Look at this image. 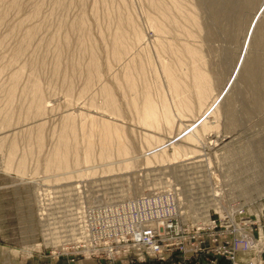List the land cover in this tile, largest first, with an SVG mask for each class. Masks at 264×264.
<instances>
[{
  "label": "rangeland",
  "instance_id": "1",
  "mask_svg": "<svg viewBox=\"0 0 264 264\" xmlns=\"http://www.w3.org/2000/svg\"><path fill=\"white\" fill-rule=\"evenodd\" d=\"M235 1L238 12L243 0ZM226 12L209 0H0V264L7 257V264H132V249L109 257L96 246V197L115 186L134 196L166 188L185 221L245 208L254 238L264 244V73L258 66L251 81L243 75L248 60L264 54V40L258 43L264 0L243 9L240 23L235 12ZM118 33L128 50L119 57L113 51ZM184 44L204 57L201 67L215 94L206 104L209 112L200 111L194 62ZM92 51L100 77L85 93ZM164 63L189 92V110L177 106ZM130 65L135 92L127 82ZM220 67L223 78L217 81ZM36 82L43 112L36 105ZM104 86L115 109H106ZM147 89L169 106L173 132L141 122ZM70 122L74 130L60 153ZM187 131L194 142L183 139ZM148 134L189 149L175 158L172 144L151 148ZM64 153L70 174L61 176L56 170ZM127 154L132 164H125ZM126 230L114 231L115 246L132 244ZM202 259L212 264L206 256L193 264Z\"/></svg>",
  "mask_w": 264,
  "mask_h": 264
},
{
  "label": "built area",
  "instance_id": "2",
  "mask_svg": "<svg viewBox=\"0 0 264 264\" xmlns=\"http://www.w3.org/2000/svg\"><path fill=\"white\" fill-rule=\"evenodd\" d=\"M118 187L100 193L95 203L99 215L96 246L109 257L127 248L137 255L132 264H193L201 256L212 264H264V244L254 238L245 208L216 212V217L210 215L205 222L185 221L176 196L166 188L134 196ZM125 227L132 244L115 246L112 241L118 234L114 231ZM127 233L120 237L124 242Z\"/></svg>",
  "mask_w": 264,
  "mask_h": 264
},
{
  "label": "bare ground",
  "instance_id": "3",
  "mask_svg": "<svg viewBox=\"0 0 264 264\" xmlns=\"http://www.w3.org/2000/svg\"><path fill=\"white\" fill-rule=\"evenodd\" d=\"M209 1L211 2V5L216 6V8L223 6L224 9L227 10V12L225 13V15H227V16L230 15V12H232V13L235 12L236 16H238V22L240 23L241 20H242L241 12L243 11V9L255 6L256 3H258L259 0H243L241 5L239 6L238 12H237V9H236V4L237 3H236L235 0H209ZM155 5H157V4H155ZM158 9H159V7H158ZM166 15H168V14H166ZM154 19H152V18H150V20L148 19L150 21L151 26L156 30V32L159 35L160 34H164L163 33V32H165L164 28L159 26L158 23H156ZM83 23H84L83 20L80 21V23H78L80 28L83 27ZM33 29H36V28H33ZM155 30H153V31H155ZM31 35L32 34H30V36ZM211 36L212 35H210V37ZM115 38H116V41H115V44H114V50L113 51L119 57L127 50V47L125 45L126 43H125V39H124V34L118 33ZM141 40H142V38H140V41ZM263 40H264V26L261 27L260 34H259V37H258V43L259 42L261 43ZM65 41L68 42V40H66V39H65ZM60 43H61V41H60ZM141 43H142V41H141ZM169 45L172 48V46H173L172 43H170ZM56 47H58V45ZM173 50L176 51V49H173ZM184 50H186V52H188L189 55H191V57L193 59V62H194L193 63L194 64L193 65V71H192L193 72L192 74H193V77H194V79H193L194 84L193 85H194L195 93H196V96H197V99H198V102H199L200 111H203V110H205V108H208V107H206V104H207V102H209V99L214 94L213 88H212V84L210 82L208 74L201 67V63H204V57H203L202 53L199 50L191 48L187 44H184ZM59 51H60V49H59ZM95 54H96L95 51H92V58H91V62H90V65H89V70H88L89 72H88V78H87L88 79L87 80L88 87L85 90L82 91V92H85V93L90 88V86L92 84V81H94L95 78L100 77L99 64H98V61H97V58H96ZM126 62H128V61H126ZM132 65L127 67L128 68L127 82L129 83V85H130V87L132 89V92H135L134 90H136V85L137 84L135 83V78H134V76H136V75H133V73L131 71V69L133 68ZM216 65H218V64L216 63ZM126 66H127V63H126ZM258 66L262 69V71L264 73V54H260V55H257V56H252L248 60V62L246 64V67H245L244 74H243L244 77H246L247 80L251 81L252 78H253L252 76L256 74ZM217 68H218V66H217ZM221 68L222 67H220V69H218V71H216L217 69L215 67L216 70L214 72L216 74L217 81L220 78H223V73H222V69ZM164 71L166 73L167 80H168V82L170 84V88L172 89L174 97L176 98L177 106L180 109L189 110V108L191 107V100H190L189 92L185 89L183 83L180 80H178V78L175 76V74L173 73V71H172V69H171L169 64L164 63ZM216 72L217 73L220 72V73L217 75ZM18 76L19 75H16V78H18ZM16 80L17 79H15V81ZM34 84H35L33 86L34 87V92H35V96L37 97V98L36 97L35 98L38 100V104H36V105H38V111L39 112L40 111L43 112L45 110V107H44L45 105L43 104L41 87H40L39 82H36ZM88 91H90V90H88ZM93 91H95V90H93ZM102 92H104L103 94H105V97H106V101H105L106 109L110 110V106H112V109H115V101L113 99V96H112V93H111L110 89L108 87L104 86ZM144 94H145V100H144L143 106H141V109L139 107L141 122L145 126L153 129V131L154 130L155 131L156 130L160 131L162 128L165 127V128H169L168 130H169L170 133L173 132V128L175 127V122H171V120H169L170 108L166 104L165 100H161V101L160 100L159 101L155 100L152 97L150 89H147ZM83 95H84V93H83ZM257 100H258L257 98L254 99V101H257ZM133 102H134V104H136L135 99L133 100ZM135 107L138 108V106H136V105H135ZM211 108L212 107L209 106L207 112H209V110H211ZM229 114H233L234 115V114H237V113H235L231 109V110H229ZM200 115H201V113H200ZM200 117H201L200 118L201 121H202V118H205L204 115H201ZM204 121L201 122V126H202L203 130L206 131L209 127L205 124L206 122L203 123ZM67 127H68L67 134L66 133L63 134L61 136V138H60V143H59V145L61 144V146L59 148L60 149V151H59L60 153L63 152V148H66L68 146V139L70 138L69 137V132L74 130L73 123H71V122L67 125ZM39 128H41V126ZM181 131H183V130L182 129H178V132L181 133ZM185 134L186 135L183 136L184 137L183 139H187V140H189L191 142L195 141V139H193L194 136H192V134H190L189 132L185 133ZM145 135L147 136V134H145ZM148 135L149 136H148V138L146 137V139H147V141H151L150 143L148 142L150 147L151 146L154 147L155 145H157L158 148L159 147L161 148L162 146L165 145V147L162 148V149H164V148L170 146V144H172L173 147H171V148H173V154H174L175 158L178 157L179 155H181L182 151H186V150L189 149L185 145L183 147V146L177 144V142L176 143L172 142V140H170V139L169 140H165L164 138H161V137H158V136H155V135H152V134L151 135L148 134ZM182 135H184V134H182ZM104 140L106 142L109 141L108 139H104ZM67 158H68V156L65 153L62 154L61 156H58V160L61 161V162L59 164V169H57L56 172H57V174H59L61 176H65V175H69L70 174V170L67 168V163H66ZM84 161H85V163L88 162L87 156L85 157ZM124 162L127 165L128 164H132L133 159L131 160V157L127 154L124 157ZM62 168H64V169H62Z\"/></svg>",
  "mask_w": 264,
  "mask_h": 264
},
{
  "label": "crops",
  "instance_id": "4",
  "mask_svg": "<svg viewBox=\"0 0 264 264\" xmlns=\"http://www.w3.org/2000/svg\"><path fill=\"white\" fill-rule=\"evenodd\" d=\"M10 259V257H7L6 259L4 258L5 260V263L7 264V262H9L8 260ZM105 261H97V260H93V259H84V260H81L79 263L77 264H104ZM34 264H37L34 263ZM49 264H66V262H61V263H56L55 261H52L51 263ZM106 264V263H105ZM196 264H209L208 262L204 261L203 259L201 260V262L199 263H196Z\"/></svg>",
  "mask_w": 264,
  "mask_h": 264
}]
</instances>
